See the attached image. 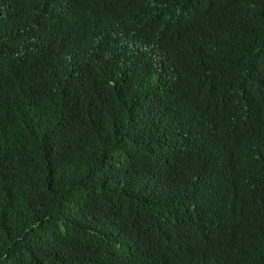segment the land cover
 Instances as JSON below:
<instances>
[{"label":"trees","instance_id":"1","mask_svg":"<svg viewBox=\"0 0 264 264\" xmlns=\"http://www.w3.org/2000/svg\"><path fill=\"white\" fill-rule=\"evenodd\" d=\"M94 20L108 48V23L126 27L112 52L123 83L105 101L75 97L99 80L96 57L35 70L28 126L10 127L26 132L0 149V264H112L164 233L171 264L184 246L214 253L228 232L200 205L214 198L261 225L264 252V194L216 181L214 168L233 154V118L263 112L264 0H52L53 24Z\"/></svg>","mask_w":264,"mask_h":264},{"label":"clouds","instance_id":"2","mask_svg":"<svg viewBox=\"0 0 264 264\" xmlns=\"http://www.w3.org/2000/svg\"><path fill=\"white\" fill-rule=\"evenodd\" d=\"M52 0H0V30L6 35L0 39V149L7 153L16 149L26 131H10L14 121L20 127L28 126L26 116L32 111L29 102L22 101V93L28 88L38 89L35 70L39 75L54 59L88 58L103 65L97 83L78 86L75 97L88 95L95 100L109 99L123 83L121 64L113 56L126 27L108 23L112 29L115 46L108 48L104 42L102 20L86 25L68 23L56 25L51 21ZM91 34L88 45L84 38ZM138 55L132 58L135 61ZM264 112V107L262 108ZM254 121L233 118L229 125L232 155L216 159V181L242 179L248 190L264 194V113ZM243 148L245 150L243 151ZM208 212L228 222V232L222 240L223 247L216 252L198 254L184 246L174 251L172 264H264L261 250V225L247 218L236 219L228 205L219 198L200 203ZM204 235L215 238L217 230ZM166 233L158 241L143 239L137 256L130 247L120 248L112 256V264H171L163 257L166 249ZM213 253V254H212Z\"/></svg>","mask_w":264,"mask_h":264}]
</instances>
